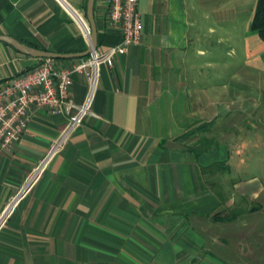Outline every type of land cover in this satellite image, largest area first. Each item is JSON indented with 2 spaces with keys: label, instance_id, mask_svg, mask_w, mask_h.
<instances>
[{
  "label": "crops",
  "instance_id": "0c3cea01",
  "mask_svg": "<svg viewBox=\"0 0 264 264\" xmlns=\"http://www.w3.org/2000/svg\"><path fill=\"white\" fill-rule=\"evenodd\" d=\"M256 2L139 0L141 41L101 66L93 113L36 181L27 185L63 115L36 108L12 150H0V264H258L264 176L240 174L264 166V40L250 29ZM86 10L87 0H0V34L82 52L90 39L71 11L88 21ZM107 10V0H95L103 48L122 38ZM80 57L56 62L72 67ZM38 59L0 40V81ZM87 92L75 72L73 97L81 102ZM196 124L221 146L195 154L199 137L188 130ZM231 210L232 220L217 217ZM223 221L242 236L233 253L221 248Z\"/></svg>",
  "mask_w": 264,
  "mask_h": 264
},
{
  "label": "built area",
  "instance_id": "2783aa9c",
  "mask_svg": "<svg viewBox=\"0 0 264 264\" xmlns=\"http://www.w3.org/2000/svg\"><path fill=\"white\" fill-rule=\"evenodd\" d=\"M107 7L110 23L122 34L118 44L108 48L98 45L89 54L81 56L72 67L58 65L54 57L42 56L34 66L0 81V150H12L27 130L36 108L45 107L51 113L65 117L64 125L50 149L29 175V186L47 167L50 159L65 148L87 115L93 113L92 104L101 66H112L117 54L127 52L131 45L141 41L143 19L139 0H107ZM71 13L79 22L84 36L90 39L92 30L85 16L76 11ZM75 72L84 74L88 80V92L81 102L71 93ZM21 192L12 197L3 214Z\"/></svg>",
  "mask_w": 264,
  "mask_h": 264
},
{
  "label": "rangeland",
  "instance_id": "374dc122",
  "mask_svg": "<svg viewBox=\"0 0 264 264\" xmlns=\"http://www.w3.org/2000/svg\"><path fill=\"white\" fill-rule=\"evenodd\" d=\"M206 128H207V126H205ZM205 127H201V125L199 124H196V125H194L190 130H188L189 131V134H192V133H197L198 135H197V137H202V136H204L205 135V132L204 131H206L205 129ZM211 129H210V131H212L211 133H217V131H219V130H217L216 129V126H211L210 127ZM213 128V129H212ZM227 131H232L231 130V128L230 129H228ZM211 136V135H210ZM217 138H219V139H221V136L219 137H217ZM197 140V139H196ZM196 140L193 142V144L196 142ZM219 141V140H218ZM217 140H215V142H214V144H213V148H217V147H220L221 145H220V142H218ZM257 156H261V155H257ZM215 168H216V166H214ZM251 167H253L252 168V170L251 169H249L250 168V166L249 167H247L246 166V168L243 170V171H241L240 172V174H241V176H243V177H246V176H248V174L250 173V174H254V173H257L258 175H259V177H263L264 176V166H256V165H251ZM210 169V168H209ZM216 169H218V168H216ZM247 171V172H246ZM209 172L210 173H212V171L211 170H209ZM214 175V174H213ZM213 175H211V178H214V176ZM220 191H221V186H220ZM232 195V194H231ZM240 202H242V209L244 208V207H248L249 205H248V203H249V200H244V199H242ZM238 210V208L236 209V211ZM263 211H261V212H259V215L257 216L258 217V219H259V221L260 220H262V222H264V208L262 209ZM220 212H221V210H220ZM227 214H231L232 212H230V211H227L226 212ZM244 216H250V215H243V217ZM211 220H213V218H212V215H211V218H210ZM221 236H223L224 238H225V241H221V248H223V249H227L230 253H233L234 252V248L235 249H237L236 248V243L237 244H239L240 243V239H241V235H239L238 234V232L237 231H235L236 233H237V235H234V227H233V225H232V223H227V222H225V221H223V222H221ZM219 227V228H220ZM264 227V226H263ZM245 228H246V232L249 230L248 228H249V225H247V226H245ZM234 236H237V237H235L236 238V240H237V242L235 243V241L236 240H234ZM243 239V241H242V243H243V247H246L247 249L244 251L245 252V256H243V259H245V260H250L251 259V256H250V252H249V250H248V248H249V244L251 243V241H250V238H249V235L247 234V236H245V238H242ZM253 241H255V239L253 240ZM263 244H264V240H263ZM246 245V246H245ZM264 249V248H263ZM259 250L258 252H259V256H255V255H253L252 256V259L253 260H256L257 261V259H259V261H258V264H264V250ZM239 250V249H238ZM223 259V258H222ZM231 261H233V259H234V257H230L229 258ZM225 260V259H224ZM225 262H226V264L228 263V264H230L228 261H226L225 260Z\"/></svg>",
  "mask_w": 264,
  "mask_h": 264
},
{
  "label": "water",
  "instance_id": "95a60500",
  "mask_svg": "<svg viewBox=\"0 0 264 264\" xmlns=\"http://www.w3.org/2000/svg\"><path fill=\"white\" fill-rule=\"evenodd\" d=\"M86 14H87L88 22L91 26L92 34L90 38V44L87 50L82 52H59V51L39 48L36 46H32L26 42H23L20 39L9 34H0V40H3L13 45L16 49H18L21 52L37 57L51 56L54 58H60V57L84 56L89 54L95 47L98 46V28L95 19V0H87Z\"/></svg>",
  "mask_w": 264,
  "mask_h": 264
},
{
  "label": "trees",
  "instance_id": "16d2710c",
  "mask_svg": "<svg viewBox=\"0 0 264 264\" xmlns=\"http://www.w3.org/2000/svg\"><path fill=\"white\" fill-rule=\"evenodd\" d=\"M250 29L252 31L257 32L260 37L264 40V0H257L254 14L252 17V20L250 22ZM57 59V58H56ZM215 142L214 138H210L207 136L199 137L196 142L193 144V151L195 154L199 155L203 151L207 150L208 148L212 147ZM225 162L220 161L216 163V167H224ZM206 169V168H205ZM211 169V167H210ZM231 214H217V217H219L222 220H232L234 217V212L231 210Z\"/></svg>",
  "mask_w": 264,
  "mask_h": 264
}]
</instances>
